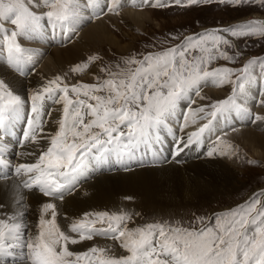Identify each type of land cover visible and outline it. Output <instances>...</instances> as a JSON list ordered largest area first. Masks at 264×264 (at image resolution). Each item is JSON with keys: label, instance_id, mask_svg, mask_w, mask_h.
<instances>
[{"label": "snow or ice", "instance_id": "snow-or-ice-1", "mask_svg": "<svg viewBox=\"0 0 264 264\" xmlns=\"http://www.w3.org/2000/svg\"><path fill=\"white\" fill-rule=\"evenodd\" d=\"M211 2L172 0L182 7ZM216 2L232 7L258 5L264 9V0ZM119 3L120 0H107V11L114 12ZM142 3L153 8L170 6L168 0H156L155 3L142 0ZM42 5H47L50 10L39 12ZM87 6L95 10L93 15L97 17L104 12L100 0H87ZM78 14L76 0H0V33H3L0 50H6L9 65L23 72L25 63L32 58H25L28 50L18 41L46 28L53 31L63 29ZM229 37L244 39L245 46L248 42L245 38L264 42V19H249L221 29L186 35L174 47L164 51L142 54L141 59L135 56L126 58L123 63L128 67L121 68L117 64L120 69L117 72L101 69L111 78L96 84L69 86L57 75L34 89L25 99L0 79V141L6 140L14 121L22 117L26 119V128L20 143H36L38 135L49 141V146L40 151L35 162L15 166V176L19 179L6 189L15 206L7 215L0 213V259L3 264H8L6 257H11L13 264H17L18 244L25 264H264V189L252 193L248 200L228 210L207 218L197 216L195 223L199 227L173 226L164 221L130 228L131 214L96 211L84 213L82 220H73L65 231L57 223L58 210L54 202L40 205L38 234H28V226L24 223L27 212L24 189H38L43 197L63 200L65 190L89 158L102 160L111 154L122 158L141 146H153L154 141H159L160 129L168 128L173 118H180L177 109L181 101L190 100L193 91L204 99L199 89L210 79L219 85L231 84L232 95L211 104V111H206V107L192 109L191 104L183 110V122L179 124L181 132L189 123H196L195 119H190L195 113H204L200 119L209 116L211 119L195 131L187 132L186 139L181 137L174 141V156L179 157L190 146L202 143L206 132L215 131L213 121L226 118L227 113L235 111L246 117L254 115L238 102L237 89L242 95L244 82L251 83L253 66L258 65L260 72L264 73V58L252 57L240 68L211 67L220 59L235 63L241 55ZM233 47H236L235 56L226 50ZM96 59L90 56L88 61ZM87 66L77 64L72 72H79ZM102 92L107 94H97ZM46 103L62 105L61 115L54 121L57 130L52 134L44 132L52 115L51 110L46 109ZM259 103L264 104V100ZM45 115L49 120L43 119ZM255 121H264V116L256 115ZM213 144L215 146L207 152L209 157L226 155L222 148L231 147L219 136ZM5 147L0 143V163H3ZM27 155L35 153L28 152ZM10 175L11 168L0 179ZM3 207L5 205L0 204V208ZM49 213L50 219L46 218ZM97 223L107 226L96 227ZM94 237L118 241L127 254L110 255L104 247L95 246L83 252L69 248L70 244L76 245Z\"/></svg>", "mask_w": 264, "mask_h": 264}, {"label": "bare ground", "instance_id": "bare-ground-1", "mask_svg": "<svg viewBox=\"0 0 264 264\" xmlns=\"http://www.w3.org/2000/svg\"><path fill=\"white\" fill-rule=\"evenodd\" d=\"M132 1L138 0H121L114 13H118L122 10L123 14L121 17L126 18L131 22V24L140 28V26H143L146 20H149L150 12L145 10L138 11L133 8L119 9V6H128L127 4H130ZM76 3L79 5V14L72 17L63 29L57 28L55 31H53L51 28H46L44 31L38 34L21 38L18 41L24 48L28 50L24 54L25 58L27 59L29 56L32 58L30 61L25 63L23 72H18L14 66L9 65L7 62L6 50H0V79H3L5 82H7L15 94H18L22 98L26 99L34 89L39 88L42 84L47 82V79H50L42 78V76H46V73H52L54 68L66 70L67 65L71 66V64H73L72 66L74 67L76 64H81L83 62L82 57L86 53L92 52L93 49L97 48L98 46H102V44H108L110 46L112 45L115 46V48L117 47L119 51L121 50V46L118 47L117 44L119 41L117 42L116 36L113 35V30L110 29L102 20L103 17H106V15H110V12H108L106 9L107 0H100V4L104 8V12L103 14L99 15V17L93 15L95 10L87 6V0H82L81 2L76 0ZM46 10H49L47 5H42V8L39 10V12ZM255 16H258L255 17L256 19H264V15L261 16L256 14ZM44 22L46 23V21ZM6 27L11 28L10 25H6ZM0 43V48H2L3 33H0ZM93 67H95V69H92V74H90L91 77H93L92 75H95L97 72V67L95 64H93L92 68ZM45 69L48 71L44 73ZM254 70L257 69L255 68ZM71 73L72 69L66 71L64 77L67 76L66 74L71 75ZM76 74L77 72L75 75ZM57 75H59V73ZM54 77L55 76H52L51 78L53 79ZM207 83L213 82L210 79ZM203 84L204 83L201 84L199 89L201 94L204 92L207 93V91L209 92L211 90L214 91V89H206L202 92L201 88ZM255 89L256 87H254L252 82L248 84L246 89L243 91L245 93H243L242 96L238 95V98L241 97L238 102L240 103V101H243L247 106H251V104H253V95L255 93ZM193 93H195V91L190 93V100L180 102V107L177 109V111L181 113L180 118H173L170 121L168 128L160 129L159 139L162 141L161 143L158 142L159 153L162 151L164 152L165 150L169 151L170 153L174 146V141L181 137L186 139L187 132L195 131L199 126H202V120H200L201 113H195L190 117V119H195L196 123H189V126L184 132H181L179 129V124L183 122V110L187 109L189 104L193 106V109L201 107L197 100L200 97L193 95ZM216 95L219 96V91ZM192 99H196V101H192ZM243 99H245L247 102H245ZM205 105L206 104L202 106L205 107ZM263 105L264 104H261L262 107ZM28 107L30 108V101L28 103ZM45 107L46 109L48 108L51 110L52 115L50 122L44 126V132L47 134H52L57 130L58 125L54 123V121L59 119L62 105L46 103ZM206 111H208L207 108ZM261 111H263V108ZM250 112L253 113L252 109ZM256 115L257 114L248 116L249 120L247 123L246 117L241 119V115L239 113L235 111L227 113L226 118H218L217 120L213 121V127L215 131L213 133L206 132L202 143L190 146L184 152H182L179 157L170 155L168 157V162L162 161V164H160L158 167L155 165H150L147 166L148 168L143 169L133 167L127 168V170L124 171H111L108 173L101 172L103 170L101 169L99 171L101 173L96 174L98 171L95 172L94 169L97 165H101L105 158L102 160L89 158V160L85 162L83 170L75 177V180L73 181L74 183H77L75 189L66 195L64 194L65 197L62 201L58 199L52 200L51 198H44H46L49 202H54L57 205V219L58 221L61 219L63 224L65 222V216H70L71 213H73V217H79L81 213L88 210L94 209L95 211H98L99 208L105 207L107 209H111L113 208V205L116 203L115 201L119 196L131 197L128 203H132L137 209L141 211L147 209L150 211L153 210L154 212H160V210L164 209L171 212L182 208L183 206L199 205L204 203L207 198H211L219 194L222 192V190L225 191L228 188L234 187V180L236 177L232 173L233 168L230 165L233 162L232 158L234 155L232 148H222L223 151H228L226 152V155L216 154L212 157L207 156V152L211 150L213 146H215L213 142L216 140V137H220L221 133L232 128H240V125L247 124L248 127L242 128L239 132L242 141L244 140L247 142V145L250 147L253 154L259 156L260 158L264 157L262 150L258 148L263 144L262 138L260 134L254 131V126L249 125V122L250 124L256 122H253ZM44 119L49 120V117L46 115ZM237 119L241 121L237 122ZM234 123H236L235 127L233 126ZM259 123L260 122L257 124ZM261 124L264 125V122ZM50 125H53L56 130L53 129L54 127L52 128L54 131L50 130ZM47 127L50 129H47ZM47 146H49V141L47 139H41L38 135V141L36 143L28 142L27 145H24L21 148L15 147V149L17 148V151L12 156H16L17 154L16 160L19 163H24L19 157V153L24 150V157H26L27 162H35L36 159H38L40 151L46 150ZM142 150L144 149L135 150L134 153L130 154H132L134 158H137V156L142 157V155H144L141 154ZM259 150L261 153H259ZM28 152H33L35 155L29 156L27 155ZM12 156L10 158L13 161L14 158ZM92 166L94 169H90ZM82 174L92 176V178L82 181ZM95 174L96 176L93 177ZM11 181L13 182L14 179H0V204L5 205V207L0 208V213H4L5 215L11 213L15 206L10 200V195L6 192V189H9L12 184ZM68 190L69 189L67 188L64 193L69 192ZM23 191L29 194L33 193L34 195H29L24 192L25 203L27 205L25 217L29 219L32 217L38 218L39 209L37 208H40V205L42 204L39 197H36L34 194L35 191L39 193L38 189L32 191L24 189ZM65 204L66 210L60 209L61 206ZM113 209L111 211H113ZM46 217H50V213L47 214ZM32 223L34 224V222ZM25 224L28 226L29 233L33 229V226L30 222ZM95 226L101 227L102 225L100 226L97 223ZM25 238L27 237L25 236ZM98 240L101 242L102 239L99 238L96 241ZM93 243L94 242H92V245ZM87 244L90 243L87 241ZM20 251L21 249L18 244L16 249L17 264H25V262L20 257ZM4 259L8 260V264H13V259L11 257H6ZM0 262L3 264V259H0Z\"/></svg>", "mask_w": 264, "mask_h": 264}, {"label": "rangeland", "instance_id": "rangeland-1", "mask_svg": "<svg viewBox=\"0 0 264 264\" xmlns=\"http://www.w3.org/2000/svg\"><path fill=\"white\" fill-rule=\"evenodd\" d=\"M78 1L81 2L82 0H78ZM153 2H156V0H153ZM168 3L170 6L155 7V8L151 6L143 5L141 1L130 4L126 3L128 6H124V7L119 6V9L133 8L138 11L145 10L147 12H150L149 20L148 21L146 20V22H144L143 26H140V28L131 24V22L126 18H122L121 17L123 14L122 10L119 11L118 13L110 12V15H106V17H103L102 19L103 22L110 29L113 30L114 32L113 35L116 36L117 42L119 41L117 44L118 47L121 46L120 51L118 50L117 47L115 48V46L102 44V46H98L97 48L93 49L92 52L86 53L82 57L83 62L81 64L85 63L88 66L87 68L77 72L76 75L75 73L72 72L71 75L66 74L67 76L64 77L66 71L71 70L73 68L72 66L73 64H71L72 67L70 65L69 66L67 65L66 70L54 68V70H52L53 72L51 71L52 73L50 72L46 73V76L44 77L42 76V78L52 79L51 78L52 76H57V74L59 73V76L63 78L64 82L70 86L73 84H96L105 79L111 78L107 72H102L101 69H108L111 72H117L120 70L117 68V64H120L121 68L128 67L123 63V61L126 58H131L135 56L137 59H141L142 54L164 51L170 47H174L186 35H192L195 33L204 32L206 30H212L217 26H219L220 27L219 29H221L224 27L232 26L237 23H243L249 20L250 18H252V16L258 17L255 16L256 14H259L261 16L264 15V9H262L258 5L256 6L242 5L238 7H232L228 5H221L217 3L216 0H212V2L208 4H197V5L183 6V7L175 5L174 3H172V0H168ZM229 39H232L233 43L236 46H238L241 55L239 56V58H237L235 63L227 62L224 61L223 59H220L218 61H214L211 67L227 66V67L240 68L243 66V64L247 62L248 59L252 57L264 58V42L257 41L253 38H245L248 41L247 46H245L244 39L231 38V37H229ZM221 47L224 48L225 46L222 45ZM226 50L229 52L230 55L232 56L236 55V47L227 48ZM90 56H95L97 57V59L95 61L89 62L88 58ZM93 64H95V66L97 67L96 68L97 72L95 73V75L94 74L92 75L93 77H91L90 74H92V69H95V67L92 68ZM132 67H135V65H133ZM255 68L258 71L254 70ZM47 71L45 69L44 73ZM253 72L254 75L252 76L251 82L254 84V87H256L255 93L253 95V104H251V106H247L243 101H240V103L244 104L249 110L252 109V112L254 114L264 116V105L262 107L261 104L259 103V101H261L262 99L264 100V78H262L264 77V74H261L258 65L253 66ZM97 78H99V81ZM233 79H235V77H233ZM246 82L247 81L244 82L245 89L246 86L250 84ZM232 87L233 86L229 83H224L223 85H219L218 83H204L201 88L202 92L203 90L206 89H214V91L211 90L209 92L207 91V93L204 92L203 94H201V96L204 97V99H200V98L197 99L199 105L203 107L202 105L206 104L205 107L207 108V110L211 111L212 110V108L210 107L211 104L219 101L220 99H227L228 96L232 95ZM217 90L219 91V96L216 95L218 93ZM237 92L238 95H241L239 89H237ZM97 94L106 95L107 93L102 92ZM193 95H195V93H193ZM240 98H238V101ZM194 100L196 101V99ZM194 100L192 99V101ZM243 100L247 102L245 99ZM191 107L193 109V106ZM262 108L263 111H261ZM240 115H241V119L243 117H246L242 114ZM201 116H204V113H201ZM208 119H211V117L209 116L204 119H200L202 120V125L204 123H207ZM246 119H247L246 122L248 123L249 120L248 117H246ZM238 121L240 122L241 120L237 119V122ZM258 122L260 123L257 124ZM263 122L264 121H256L253 124L252 123L250 124L249 122V125L250 126L253 125L254 131L260 134L263 144L261 145V147L258 148H260L264 154V125L261 124ZM235 124L236 123H234L233 125L234 127ZM50 127L51 129L49 127H47V129H50L52 131L56 130V128L53 125H50ZM244 127L247 128L248 125L247 124L240 125V128L237 127L235 129L232 128L220 134L221 141L226 142L228 145H231L232 151L234 152L232 158L233 162L232 164H230L233 168L232 173L236 177L234 180L235 183L233 188H228L225 191L222 190V192H220L219 194L215 195L214 197L207 198V200L204 203H201L199 205L183 206L182 208L176 209L171 212L166 211L164 209L160 210V212L158 211L154 212L153 210L150 211L147 209L141 211L137 209L132 203H128V201L130 200L126 198L129 196H123V197L119 196L115 201L116 203L113 205L114 209L113 208L107 209L105 207V208H99L98 211H107L110 214L111 212L113 213L114 211L115 213L118 212L117 214H119L120 212L130 213L133 218L132 221L128 222V226H130V228L138 225H143L145 223L164 222V221L168 222L169 224H172L173 226L188 227L191 225V226L199 227V224L195 223V218L197 216H203L207 218L208 216H212L214 213H219L228 210L232 207L237 206L238 204L243 203L244 201L249 199L252 193L259 192L261 189H264V157L260 158L259 156L253 154L252 150L247 145V142H245L244 140L242 141L239 132ZM140 149H144L141 151V154L146 155L148 160L151 161L150 164H146V166L143 168H148L147 166L150 165H155L156 167H158L160 164H162L161 162L162 156L156 153L155 150V141L153 142V146H149V147L141 146ZM24 152L25 151L22 150L20 152L21 154L19 153V157L23 160V162H27L26 157H24L25 156ZM171 152L172 150L170 151V154ZM259 153H261L260 150ZM132 157L133 155L130 154L131 159ZM114 159H116V157L114 155H111L108 162L110 163L111 160ZM249 161H251V163H249ZM17 164H19V162L16 160L14 164L5 166L4 168H2L1 174H5L9 172V168H11V175L8 176L6 179L17 180L18 177L15 176V172H14L15 166ZM68 193L70 192H67L66 194ZM34 194L36 197H39L41 203L49 202L46 198H44L36 191L34 192ZM29 195H33V193ZM60 209L66 210V204L62 205ZM112 209L113 211H111ZM94 211H95L94 209L85 211L81 213L79 217H73V213H71L70 216L69 215L65 216L64 224L61 222L60 218L59 221L57 219V223L60 225L62 230L67 231L69 223H71L73 220L75 219L82 220L84 218L83 216L84 213L94 212ZM136 213H139L140 215L137 216ZM46 218L50 219L51 216ZM24 220L25 223L30 222L33 226L32 227L33 229L28 234L31 235L38 234L36 233L38 218L32 217L29 219L24 217ZM32 222H34V224ZM99 225L101 226V224ZM102 226L106 227L107 225L103 224ZM99 238L102 239L101 242H99L100 240L96 241ZM92 240H84L76 245L70 244L69 248L70 250L75 252H83V251H87L89 247L91 248V246L92 247L97 246V247H104L105 249H107L110 255L118 256V255L127 254L124 249L120 248L119 242L116 240L106 237L104 238L94 237ZM87 241L90 244H87ZM92 242H94L93 245ZM97 243L99 244V246Z\"/></svg>", "mask_w": 264, "mask_h": 264}]
</instances>
